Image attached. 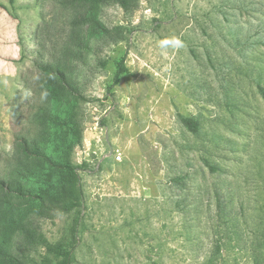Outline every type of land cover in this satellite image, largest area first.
I'll return each instance as SVG.
<instances>
[{"label":"rangeland","instance_id":"374dc122","mask_svg":"<svg viewBox=\"0 0 264 264\" xmlns=\"http://www.w3.org/2000/svg\"><path fill=\"white\" fill-rule=\"evenodd\" d=\"M42 65L59 68L72 92L44 90ZM263 93L264 0H132L128 11L0 0V178L48 172L56 208L63 165L80 168L73 264H199L190 250L217 241L224 264H251L246 250H264ZM71 118L82 138L67 155ZM35 208L0 189L3 250L22 245L27 219L50 244L68 236L73 213Z\"/></svg>","mask_w":264,"mask_h":264},{"label":"trees","instance_id":"16d2710c","mask_svg":"<svg viewBox=\"0 0 264 264\" xmlns=\"http://www.w3.org/2000/svg\"><path fill=\"white\" fill-rule=\"evenodd\" d=\"M14 0H9L12 4ZM87 2L107 4L115 3L118 4L122 9L128 11L130 8V3L132 0H83ZM2 7V6H1ZM41 71L47 75L46 79L42 83L44 90L55 88L62 91H67L71 93L70 87L68 85L66 75L59 69L54 68L53 65H42L39 66ZM125 72V67L122 61L117 65L116 72L113 76L112 86H116L120 80V77ZM56 76V81L58 82V87H55L53 82L48 79V76ZM55 78V77H54ZM264 96V93H263ZM67 130L69 139L67 142L66 154L70 155L72 150L80 145L82 138V129L80 125L76 122V118H71L69 121L63 124ZM29 146L31 153L29 156H43V152L39 150L38 146L35 144L25 143L22 146L23 152L27 153ZM46 160H49L48 156H45ZM23 170V171H22ZM62 170L64 172V179L67 185V193L60 200L58 207L53 208L49 205L50 197L53 196V187L50 181V175L48 172L44 173L42 178L37 180L34 175L26 168L19 167L15 175L19 176L18 180H13L5 182L4 179L0 178V189L6 190L13 194L17 198L26 199L30 198L35 202V214L37 217L45 218L49 216V213H54V211L59 210L65 213H73L74 217L72 223L68 229V236L62 241L50 244L46 241L43 234L39 233L38 228L34 226V222L30 219L24 220L18 223V235L22 245H17L14 250H3L0 246V258L5 259L6 264H36L32 257V253L37 252V248H44L45 253L40 259V264H73L75 261L74 251L78 244L79 235V220L82 206V191L79 185V174L80 168L71 165L68 161L63 165ZM34 182L33 185L28 188V184H23L22 181ZM221 211L219 207V212ZM188 214H198L200 210L197 206H188L186 210ZM185 213V214H186ZM12 223H15L11 218ZM264 231V222L261 225ZM264 238V233H263ZM195 238H193L194 240ZM264 245V239H263ZM216 250H204L202 253H198L199 250H190L193 254L194 261H201L199 264H224V254L223 250H220V242L214 244V249ZM240 251V250H239ZM242 251V250H241ZM244 251V250H243ZM248 251V259L251 264H264V250H246ZM246 256V257H247ZM160 257V256H158Z\"/></svg>","mask_w":264,"mask_h":264},{"label":"clouds","instance_id":"9594fccd","mask_svg":"<svg viewBox=\"0 0 264 264\" xmlns=\"http://www.w3.org/2000/svg\"><path fill=\"white\" fill-rule=\"evenodd\" d=\"M167 44V42H164V44H162L161 46L163 47V46H165Z\"/></svg>","mask_w":264,"mask_h":264}]
</instances>
